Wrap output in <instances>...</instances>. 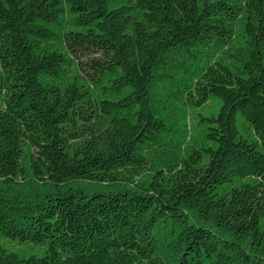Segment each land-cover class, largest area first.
Masks as SVG:
<instances>
[{"label": "trees", "instance_id": "trees-1", "mask_svg": "<svg viewBox=\"0 0 264 264\" xmlns=\"http://www.w3.org/2000/svg\"><path fill=\"white\" fill-rule=\"evenodd\" d=\"M0 264H264V0H0Z\"/></svg>", "mask_w": 264, "mask_h": 264}]
</instances>
